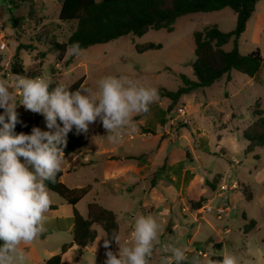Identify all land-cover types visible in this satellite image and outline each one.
<instances>
[{
	"label": "rangeland",
	"instance_id": "1",
	"mask_svg": "<svg viewBox=\"0 0 264 264\" xmlns=\"http://www.w3.org/2000/svg\"><path fill=\"white\" fill-rule=\"evenodd\" d=\"M31 8L32 15L29 14ZM60 10L61 0H36L33 6H14L10 4V0H0V45L3 41L6 44L5 49L0 48V79L10 81V75L14 73L13 58L18 47L31 45L34 49H23L20 52L26 75L31 78L33 75L51 76L53 83L69 86L85 77L84 84L95 91L97 81L101 78L124 75L145 87H154L158 91H176L182 85L179 77L181 73L196 79L192 67L195 60L194 32L210 25H218L222 31L230 32L235 29L237 22L236 14L229 8L213 13L188 14L177 20L172 32L150 30L143 36L127 35L106 44L95 45L83 49L79 57L73 56V62L67 65L66 61L71 56L59 61L57 55L49 51L48 44L52 35L59 41H66L76 28L75 23H63L59 20ZM255 12L248 31L239 41L243 54L257 49L264 52V29L261 30L260 26V23L264 25V0L257 4ZM20 17L27 20L21 21L20 27L15 28L12 20ZM38 37H41V41H38ZM150 42L160 44L162 48L144 53L136 50L137 45ZM232 48L233 42L224 47L227 51ZM42 54L46 55L45 58ZM230 76L231 83H225L226 79L216 81L212 87L198 89L183 96L176 104L175 111L173 109L171 114L176 120L182 121L178 126L183 128L182 134L187 139L182 138L165 150L158 151V140L151 134L142 133L141 126L144 124L138 125L135 122L136 131H126L123 140L127 141L132 136L127 141L130 151L135 154L150 152L148 157L155 164H162L166 155L170 160L187 152L185 154L188 158L185 157L188 165L197 168L205 182L227 184L232 190H227L224 197H221L210 185L203 184L202 187L195 188L188 201L177 194L165 195L157 189L145 193L148 185L144 186V181H140L133 193L120 195L114 200V204H110L122 225V245L131 241V227H134L135 218L152 215L162 226L161 244L175 245L176 241H182L186 255L201 257L203 264L220 256L221 251L237 256L241 264H264L261 257L262 252L264 253V146L249 152L248 142L243 136L244 130L257 119L254 114L257 107L264 111V70L261 73L262 83L237 71H232ZM10 90L19 102L17 89ZM168 101L167 98L159 97L156 102H162L164 107ZM182 106L190 107L189 114L185 117L177 112ZM18 107L24 106L18 103ZM3 112L0 109V114ZM185 119L189 120L188 124L183 123ZM38 127L48 130L44 117ZM198 127L201 131L196 134L195 129ZM89 129L98 131L99 136L106 139L102 133L107 131L99 120L91 124ZM73 154L66 161L72 168L80 160L77 153ZM131 164L139 165V162ZM85 177L81 171L72 175V178L79 181H85ZM246 186L251 190V200H248L244 192ZM49 194L51 199L59 198L52 191ZM190 200L202 202L200 212L195 210L196 206H192ZM208 203L213 209L227 206L229 210L219 220L215 210L204 211L203 208ZM80 209L84 211L83 208ZM244 215L248 218L247 221L244 220ZM252 220L256 222V227L245 234V225ZM98 230L99 239L105 232L100 227ZM102 244L103 240L95 251L94 243L92 249L81 257V264H103L106 256ZM216 244H221V249L215 247ZM164 254L170 255L163 252L161 245H157L152 264H159ZM76 261L78 262L77 259ZM76 261L64 264H76Z\"/></svg>",
	"mask_w": 264,
	"mask_h": 264
},
{
	"label": "clouds",
	"instance_id": "2",
	"mask_svg": "<svg viewBox=\"0 0 264 264\" xmlns=\"http://www.w3.org/2000/svg\"><path fill=\"white\" fill-rule=\"evenodd\" d=\"M77 41L66 49L67 56L82 54ZM51 76L28 78L15 75L9 82L0 79V264H25L22 245H31L45 231L52 199L46 182L55 183L62 171L68 134H87L99 120L113 144L123 140L126 131H136L134 117L147 114L159 99L158 90L145 87L127 76H106L97 81V89L81 86L75 91L65 84L52 87ZM20 90V100L10 89ZM51 89V90H50ZM18 103L44 117L47 131L33 127L30 134H17L22 123L16 111ZM161 224L152 215L134 220L131 241L121 243L117 230L100 237L105 251L104 264H152L157 245L163 252L159 264H203L201 257L186 255L182 241L161 244ZM115 242L118 251L111 250ZM221 258L208 264H241L237 256L221 251Z\"/></svg>",
	"mask_w": 264,
	"mask_h": 264
},
{
	"label": "trees",
	"instance_id": "3",
	"mask_svg": "<svg viewBox=\"0 0 264 264\" xmlns=\"http://www.w3.org/2000/svg\"><path fill=\"white\" fill-rule=\"evenodd\" d=\"M262 0H61V10L59 20L63 23H75L76 28L71 32L66 41H59L52 35L48 41L49 51L56 53L58 60L67 58L66 49L69 45L79 42L81 49L106 44L127 35L143 36L150 30H166L172 32L175 29L177 20L185 15L194 13H213L229 8L236 14L237 22L234 30L230 32L222 31L218 25H210L202 30L194 32L195 60L192 64L195 80L181 73L179 75L182 85L176 91L161 89L158 91L160 98H168L170 105L167 112L171 114L176 104L184 95H188L195 90L212 87L216 81L224 76H230L232 71L245 74L253 78L260 74L264 65V56L259 49L243 54L239 48V39L245 33L247 25L255 13L257 4ZM14 6L23 4H36V0H10ZM32 8L29 14L32 15ZM27 18H13L14 27H20V22ZM48 35V33H47ZM46 36V35H45ZM41 37H38V41ZM48 39V38H47ZM233 42L230 51L224 47ZM162 45L146 43L137 45L136 50L144 53L149 50L161 49ZM25 49H34L33 46L20 45L14 56L12 71L16 75L26 76L25 66L21 62L20 52ZM45 58V54H42ZM45 55V56H44ZM74 60L71 56L66 64L69 65ZM85 77H82L69 85L71 91H75L85 85ZM58 82L53 83L55 87ZM51 90V89H50ZM18 119L22 123L16 125L17 134L23 132L30 134L31 129L38 127L43 116L32 113L23 107L16 109ZM256 121L248 126L243 133L248 142L247 150L252 152L256 147L264 146V111L257 107L254 111ZM2 127V126H0ZM145 134H155L154 131L142 128ZM88 139L85 136L77 135L75 129L68 134V142L64 148L65 157L73 153L87 149ZM140 156H129V159H141ZM62 171L57 174L56 182H46L50 191L56 193L66 203L72 207L74 217V227L72 230L73 242L62 246L61 252L49 258L45 264H63V254L73 245L77 246L79 257L83 256L89 244L93 243L96 235L92 232L94 225H100L106 234L113 230L120 232V222L117 214L98 202L88 204V214L83 216L77 208V204L82 201L90 192L91 186L71 189L61 182ZM248 200L252 199L249 187L244 188ZM196 206L195 210L202 208V202H190ZM55 209L54 206L50 210ZM244 220L248 218L244 215ZM256 227L255 221L245 225V234ZM215 247L221 249V244ZM111 250L115 252L116 244L112 242ZM104 251H106L104 249ZM221 256L214 257L218 260ZM105 262V261H104ZM103 262V264H104Z\"/></svg>",
	"mask_w": 264,
	"mask_h": 264
},
{
	"label": "crops",
	"instance_id": "4",
	"mask_svg": "<svg viewBox=\"0 0 264 264\" xmlns=\"http://www.w3.org/2000/svg\"><path fill=\"white\" fill-rule=\"evenodd\" d=\"M252 18L253 17H251V19ZM251 19L248 22L245 33L248 31ZM260 26L261 30H263L264 25L262 26L260 23ZM261 54L264 56V52L261 51ZM57 66L59 65L57 64ZM262 70H264V65ZM262 70L259 75L251 79L262 83ZM223 79H226L225 83L232 82V76H229V78L228 76H224L220 80ZM169 105L170 100L164 105V107L162 106V102H156L155 104L150 105V111L147 114H141L134 117V121L138 125L144 124V126H141V130L144 128L155 132V134L151 135L158 140V151L165 150L169 145L176 144L182 138L187 139V137L182 134L183 128L178 126V124L182 121H178L172 114H168L167 109ZM186 107L189 114L190 107ZM192 112L193 110L190 111V113ZM200 131V127L195 129L196 134ZM79 135L85 136L88 139L89 146L87 149L77 152L80 160L73 168L66 164V161L72 154L64 158L62 176L60 180L71 189L91 186V190L88 195L77 204L78 210L81 211V214L85 217L88 214V204L92 202H98L104 207L113 210L117 214L115 209L111 207L110 204H114V200L120 195L127 196L133 193L136 187L139 186V183H141L140 181H144V186H146V184L148 185V188L144 190L145 193H149L151 190L157 189L161 190L165 195L170 196L171 194H177L180 198L188 199V201L195 188L198 186L202 187L203 184L210 185V187L215 190L214 192L218 194L219 187L221 185L216 182H205L197 168L192 165H188L186 159L187 152H182L181 155H179L180 157H176L174 159L172 158L170 160L169 156L166 155L162 164H155L153 160L148 157L151 155L150 152L135 154L130 151L127 141H129L132 136L128 137L127 141L123 140L118 144H113L108 141L106 137L107 133H102V135H105L106 137V139H104L102 136H99L98 131H95L94 129H89L87 134ZM192 136L195 137L194 135ZM199 139L201 138H198V140ZM140 155H142L141 159H129V156ZM148 158L149 160L147 161ZM136 161L139 162V165L131 164V162ZM79 171L86 176L85 181H79L78 179L72 178V175L74 173H78ZM52 199L53 201L51 206H54L55 209L49 210L46 214L47 220L44 225L46 231L31 245L21 246L27 257L25 264H45L49 258L61 252L64 244L73 242L72 230L74 227V217L72 207L60 197L58 199ZM201 199L204 198L201 197ZM190 201L194 202V200ZM80 207L83 208L84 211H82ZM196 211L200 212L201 209ZM98 227L102 229L100 225H94L92 227V232L95 233L96 238L93 243L89 244L85 252L92 249L93 244L98 240ZM131 229L133 230V227H131ZM122 231L123 229L120 222V236ZM2 243L3 242L0 241V245H2ZM77 254V246L73 245L66 253L63 254V264L68 261H73L75 263L76 259L78 260V262L76 261V264H81V257L83 256L79 257L78 255L77 257ZM262 254L263 255L261 257L264 259V253L262 252ZM204 256L207 257V254H204ZM101 258L103 259L104 257L102 256Z\"/></svg>",
	"mask_w": 264,
	"mask_h": 264
},
{
	"label": "built area",
	"instance_id": "5",
	"mask_svg": "<svg viewBox=\"0 0 264 264\" xmlns=\"http://www.w3.org/2000/svg\"><path fill=\"white\" fill-rule=\"evenodd\" d=\"M0 48L1 49H5L6 48V44H5L4 41L1 43ZM15 75H16L15 73H12L10 75V81L9 82L14 81ZM38 76H40V75L33 76V78L38 77ZM26 77L31 78V76H27V75H26ZM12 89H15L14 86H13ZM17 93L20 95V90L19 89H17ZM177 112L182 117H185L188 114V111H187V107L186 106L179 107L178 110H177ZM184 123H187L188 124L189 123V120L185 119L184 120ZM229 189L232 190V187L230 188V187H228L227 184H222L219 187L218 196L224 197V192H226ZM203 209H204V211H208V212H213L215 210L216 211V215H217V217H218L219 220L223 219L224 214L229 210L227 206H220V207H217L216 209H213L211 207V204H207L206 206H204Z\"/></svg>",
	"mask_w": 264,
	"mask_h": 264
}]
</instances>
